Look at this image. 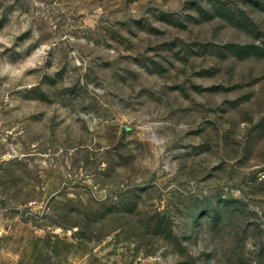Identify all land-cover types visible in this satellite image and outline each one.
<instances>
[{
  "label": "rangeland",
  "instance_id": "rangeland-1",
  "mask_svg": "<svg viewBox=\"0 0 264 264\" xmlns=\"http://www.w3.org/2000/svg\"><path fill=\"white\" fill-rule=\"evenodd\" d=\"M0 264H264V0H0Z\"/></svg>",
  "mask_w": 264,
  "mask_h": 264
}]
</instances>
